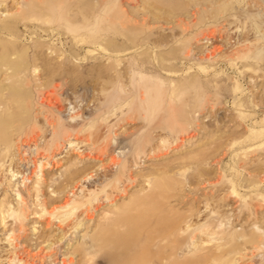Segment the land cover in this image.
<instances>
[{"label":"rangeland","instance_id":"obj_1","mask_svg":"<svg viewBox=\"0 0 264 264\" xmlns=\"http://www.w3.org/2000/svg\"><path fill=\"white\" fill-rule=\"evenodd\" d=\"M63 262L264 264V0H0V264Z\"/></svg>","mask_w":264,"mask_h":264},{"label":"bare ground","instance_id":"obj_2","mask_svg":"<svg viewBox=\"0 0 264 264\" xmlns=\"http://www.w3.org/2000/svg\"><path fill=\"white\" fill-rule=\"evenodd\" d=\"M10 79H11V77H10ZM13 79V78H12ZM53 202H55V201H53ZM66 206H68V203H65L64 204V206H62V207H60V208H64V207H66ZM56 209V208H55ZM54 210V209H53ZM53 210H51V213H49L50 215L52 214V211ZM50 212V211H49ZM88 213V212H87ZM21 264H24V263H21ZM63 264H64V262H63Z\"/></svg>","mask_w":264,"mask_h":264}]
</instances>
